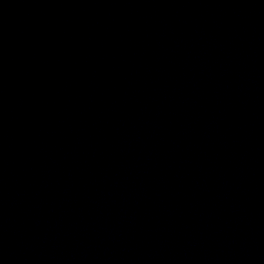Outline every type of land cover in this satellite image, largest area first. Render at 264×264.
Here are the masks:
<instances>
[{
    "label": "water",
    "instance_id": "1",
    "mask_svg": "<svg viewBox=\"0 0 264 264\" xmlns=\"http://www.w3.org/2000/svg\"><path fill=\"white\" fill-rule=\"evenodd\" d=\"M0 264H264V0H0Z\"/></svg>",
    "mask_w": 264,
    "mask_h": 264
}]
</instances>
